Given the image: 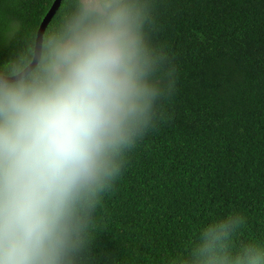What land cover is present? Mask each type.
Here are the masks:
<instances>
[{
    "label": "clouds",
    "instance_id": "obj_1",
    "mask_svg": "<svg viewBox=\"0 0 264 264\" xmlns=\"http://www.w3.org/2000/svg\"><path fill=\"white\" fill-rule=\"evenodd\" d=\"M67 3L0 66V264H96L98 212L177 87L158 0ZM245 225L209 219L171 264H264Z\"/></svg>",
    "mask_w": 264,
    "mask_h": 264
},
{
    "label": "trees",
    "instance_id": "obj_2",
    "mask_svg": "<svg viewBox=\"0 0 264 264\" xmlns=\"http://www.w3.org/2000/svg\"><path fill=\"white\" fill-rule=\"evenodd\" d=\"M54 2L0 0V66ZM156 24L177 87L98 212L96 264H171L230 211L246 217L244 237L264 234V0H158Z\"/></svg>",
    "mask_w": 264,
    "mask_h": 264
},
{
    "label": "water",
    "instance_id": "obj_3",
    "mask_svg": "<svg viewBox=\"0 0 264 264\" xmlns=\"http://www.w3.org/2000/svg\"><path fill=\"white\" fill-rule=\"evenodd\" d=\"M62 1L63 0H55V2L53 3L52 7L50 8L49 12L46 14L40 25L37 37H39L41 34H45L50 22L52 21L57 11L60 9Z\"/></svg>",
    "mask_w": 264,
    "mask_h": 264
}]
</instances>
